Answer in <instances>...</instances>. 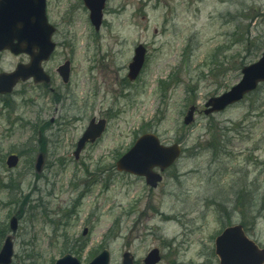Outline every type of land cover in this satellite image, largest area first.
Wrapping results in <instances>:
<instances>
[{"label":"rangeland","instance_id":"1","mask_svg":"<svg viewBox=\"0 0 264 264\" xmlns=\"http://www.w3.org/2000/svg\"><path fill=\"white\" fill-rule=\"evenodd\" d=\"M79 1L50 0L48 7L67 39L46 66L66 59L74 65L61 90L66 116L49 125L47 99L28 83L0 97L7 111L11 100L16 105L7 121L0 115V226L19 218L13 264H53L66 248L82 263L107 248L109 264H120L125 251L142 264L157 248L158 264H219L213 238L234 223L264 247V85L240 105L182 122L194 100L202 107L259 58L264 0H110L97 36ZM140 43L145 64L129 82L127 66ZM25 59L1 51L0 72ZM90 117L105 119L106 130L75 160ZM145 131L165 145L181 140L184 148L155 189L114 167ZM213 133L223 135L225 154H217L222 146H205ZM39 150L47 155L37 174ZM9 153L20 154L16 169L5 165Z\"/></svg>","mask_w":264,"mask_h":264},{"label":"water","instance_id":"2","mask_svg":"<svg viewBox=\"0 0 264 264\" xmlns=\"http://www.w3.org/2000/svg\"><path fill=\"white\" fill-rule=\"evenodd\" d=\"M106 0H85V5L90 10V19L98 27L101 22V8ZM45 0H0V51L8 49L13 54L28 53L32 57L30 65H18L12 73L0 74V93L10 92L19 79L25 80L33 77L35 81H40L43 77L40 62L46 59L53 50L51 44L52 28L47 23L45 12ZM24 43V45H23ZM37 49V52L34 50ZM145 51L142 45L135 49V56L129 65L128 78L134 79L139 73L144 60ZM242 76L239 83L232 86L228 92L218 97L210 98L207 101L210 111H218L230 103L240 100V98L253 90L260 81H264V52L259 60L249 66L243 67ZM192 109L188 110L184 118L187 125L192 119ZM103 122L94 124L91 122L86 133L80 138L75 155H78L84 143L90 139L94 141L103 130ZM180 153V146L173 144L162 146L159 144L157 136L145 133L134 143L132 149L124 154L116 164L117 170L128 171L141 175L147 183L155 187L161 180L160 175L153 172L158 166L162 171L171 165ZM17 157L10 156L7 160L9 167L16 165ZM41 156L37 161V168L41 165ZM10 229L16 231L17 220L12 217ZM5 243L0 249V264H10L12 241L10 236L5 239ZM215 250L220 264H263L264 249H259L254 242L245 237L240 225L226 227L222 234L215 239ZM144 259V264H156L160 261L157 249H153ZM121 264H133V256L128 253L122 255ZM109 251L103 250L101 253L87 264H109ZM55 264H81L77 258L69 255L58 259Z\"/></svg>","mask_w":264,"mask_h":264},{"label":"flooded vegetation","instance_id":"3","mask_svg":"<svg viewBox=\"0 0 264 264\" xmlns=\"http://www.w3.org/2000/svg\"><path fill=\"white\" fill-rule=\"evenodd\" d=\"M49 2H50V0H47V12H48V7H49ZM78 5L80 6L79 11H80L81 8H83V10L86 11V21H87L88 25H91V22L89 21V18H88L89 12L83 6V0H80ZM104 10H105L104 11V16H105V14L108 12L107 6H106V8ZM67 13H68V11H66L65 16L67 15ZM102 20H103V22H102L101 28L105 25L104 18ZM48 21H49V23L52 24V26H54L52 40L56 44V48H57L60 45V43H63L67 39V37L64 36L63 33H62V31H61L62 30V27H63V24L60 21H56V20H53L52 21L51 18H50L49 12H48ZM93 31L95 32V35L96 36L100 33V30H97V31L93 30ZM55 50H54L53 54L55 53ZM53 54H52V56H53ZM22 55L25 56L26 59L23 62L16 63L15 66H14L15 68H16V66L18 64H29L30 63V57L28 55H26V54H22ZM50 58L47 59V60H45L41 64L43 71L46 72V74H47V77H48L47 80H45L43 82H40V83H36L32 79H29V80H26L24 82L19 81L16 84V86L22 85L24 83H28L33 88H38V90L41 91V94H40L39 98H44L45 100L47 99V103H46L47 105H46V109H45V111L46 110L49 111L47 122L49 123V125H52V124H55L56 123L55 116L58 117V119H61V117L63 115L66 116V114H62V111L65 109L64 108L65 107V104L62 103L64 96H62L61 90L63 88H66L70 84L71 79L73 77L72 74H73V71H74V68H73L74 65L72 64V60L71 59H66L63 62L57 63L54 68H49L48 66H46V64L49 62ZM66 61H67L68 65H69V71H70L69 72V76L70 77H69L68 82L65 84L64 83V80H63V77L60 75L59 68H61ZM93 66L94 65H92V67ZM93 69H96V68L93 67ZM91 71H92V69H91ZM9 72H11V71H9ZM96 95H97L96 94V91L92 93V96H94V98L96 97ZM3 96H7V95H3ZM3 96L0 95V97H3ZM60 100H61V102H60ZM51 102L53 103V105H52L53 108L52 109H54V115H50L49 106H51V104H50ZM11 103H13L12 100L10 101V110H11V112H9V111H7V108H8L7 107V104H6V107H4V106L2 107L1 101H0V106L2 107V110L0 109V115L2 116V118L5 117L6 121H7V117L8 118L10 117V113L14 112V110H15L14 109L15 106H16L15 103H13V104H11ZM198 110L199 109L197 107V110L196 111L198 112ZM80 117L82 118L83 116H80ZM91 118H93V117H90L89 120ZM73 119H77V121L79 120L78 116H74ZM38 120L39 121H42L40 119H38ZM8 123H9V127L6 129V132H8L9 130H11L12 126L15 124V121H14V123H10V122H8ZM44 123H45V120H43V122H41L40 124H42L43 127L48 125V123L47 124H44ZM220 140H222V138H212V137H210L209 140L205 142V146H207V147H209V146L217 147L221 143ZM200 146L201 145L198 144L199 149H200ZM224 154H225V151H224ZM212 155L215 156L214 154H212ZM18 157L20 158V154H18ZM249 162L251 163L252 160H250ZM254 164H256V165L259 164V162L257 161V159H255ZM45 166L46 165L44 164L43 168H45ZM34 171H35V169H34ZM230 193H233V190H231ZM233 197H234V195L232 196V198ZM26 201H27V203H29V198ZM68 251H72V250L70 248H66V252H68ZM66 252H64V253H66ZM64 253H63V255H64Z\"/></svg>","mask_w":264,"mask_h":264},{"label":"trees","instance_id":"4","mask_svg":"<svg viewBox=\"0 0 264 264\" xmlns=\"http://www.w3.org/2000/svg\"><path fill=\"white\" fill-rule=\"evenodd\" d=\"M241 41H242V39H239V41H238V42L241 44ZM161 88L163 89V87H161ZM0 233H1V232H0ZM0 237H1V235H0Z\"/></svg>","mask_w":264,"mask_h":264}]
</instances>
